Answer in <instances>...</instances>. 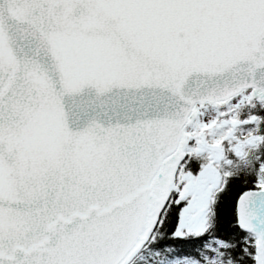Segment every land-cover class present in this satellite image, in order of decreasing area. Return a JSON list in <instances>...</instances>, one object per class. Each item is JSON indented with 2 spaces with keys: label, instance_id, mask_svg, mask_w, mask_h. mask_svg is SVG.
<instances>
[{
  "label": "snow or ice",
  "instance_id": "obj_1",
  "mask_svg": "<svg viewBox=\"0 0 264 264\" xmlns=\"http://www.w3.org/2000/svg\"><path fill=\"white\" fill-rule=\"evenodd\" d=\"M0 264H264V0H0Z\"/></svg>",
  "mask_w": 264,
  "mask_h": 264
}]
</instances>
